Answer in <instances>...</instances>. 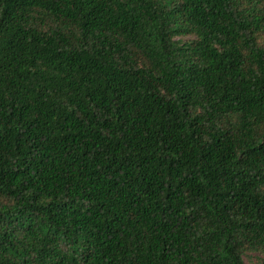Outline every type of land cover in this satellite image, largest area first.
<instances>
[{"label": "trees", "instance_id": "1", "mask_svg": "<svg viewBox=\"0 0 264 264\" xmlns=\"http://www.w3.org/2000/svg\"><path fill=\"white\" fill-rule=\"evenodd\" d=\"M264 264V0H0V264Z\"/></svg>", "mask_w": 264, "mask_h": 264}, {"label": "rangeland", "instance_id": "2", "mask_svg": "<svg viewBox=\"0 0 264 264\" xmlns=\"http://www.w3.org/2000/svg\"><path fill=\"white\" fill-rule=\"evenodd\" d=\"M245 261H246V264H254L253 258L249 259V258L245 257Z\"/></svg>", "mask_w": 264, "mask_h": 264}]
</instances>
